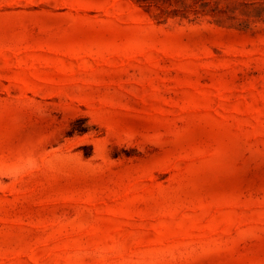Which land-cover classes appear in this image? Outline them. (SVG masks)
I'll return each mask as SVG.
<instances>
[{
  "label": "rangeland",
  "instance_id": "1",
  "mask_svg": "<svg viewBox=\"0 0 264 264\" xmlns=\"http://www.w3.org/2000/svg\"><path fill=\"white\" fill-rule=\"evenodd\" d=\"M0 264H264V0H0Z\"/></svg>",
  "mask_w": 264,
  "mask_h": 264
}]
</instances>
